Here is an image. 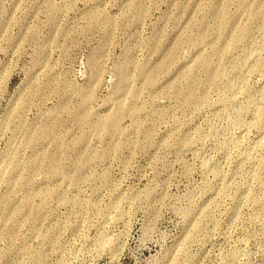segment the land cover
Wrapping results in <instances>:
<instances>
[{
	"label": "rangeland",
	"instance_id": "1",
	"mask_svg": "<svg viewBox=\"0 0 264 264\" xmlns=\"http://www.w3.org/2000/svg\"><path fill=\"white\" fill-rule=\"evenodd\" d=\"M263 113L264 0H0V264H264Z\"/></svg>",
	"mask_w": 264,
	"mask_h": 264
},
{
	"label": "bare ground",
	"instance_id": "2",
	"mask_svg": "<svg viewBox=\"0 0 264 264\" xmlns=\"http://www.w3.org/2000/svg\"><path fill=\"white\" fill-rule=\"evenodd\" d=\"M254 54H255V53H254ZM255 55H256V54H255ZM260 94H261V93H260ZM262 97H263V95H262ZM258 99H259V98H258ZM258 99H257V100H258ZM256 103H257V102H256ZM259 105H260V103H259ZM257 110H258V109H257ZM257 110H256V112H257ZM259 110H260V109H259ZM261 111H262V110H261ZM258 114H259V113H258ZM263 114H264V113H263ZM263 114H262V116H263ZM260 118H261V117L259 116V119H260ZM262 118H263V117H262ZM255 120H256V119H255ZM261 121H262V120H261ZM258 123H260V122H258ZM262 124H263V123H262ZM262 124H261V125H262ZM257 126H258V125H257Z\"/></svg>",
	"mask_w": 264,
	"mask_h": 264
}]
</instances>
